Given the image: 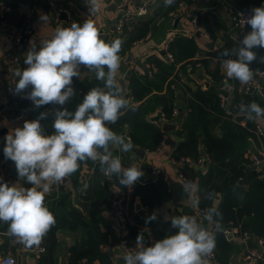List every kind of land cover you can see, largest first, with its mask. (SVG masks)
I'll use <instances>...</instances> for the list:
<instances>
[{
	"label": "crops",
	"instance_id": "1",
	"mask_svg": "<svg viewBox=\"0 0 264 264\" xmlns=\"http://www.w3.org/2000/svg\"><path fill=\"white\" fill-rule=\"evenodd\" d=\"M141 1L131 0V4L135 6ZM7 2L0 3V10L3 11V16L0 17V116L3 114L10 116V109L16 107L15 98L19 95L15 93L14 88L19 77L15 73L18 69L22 71L28 67L24 63V60L30 47L35 44L39 48L41 42L50 39L57 28L69 27L72 24L65 13L57 12L49 4L48 0H7ZM55 2L57 6L63 5L70 8L74 18L80 24H83L86 19L91 20L98 28L101 39L106 43H111L116 39L117 34L120 33L116 27V21L120 17L121 0H101L98 12L89 11L90 0H55ZM34 5L37 6L34 8ZM262 6H264V0H198L197 2L174 0L170 6L166 7L164 0H155L146 15L130 18L127 21L125 40H128L132 34L140 30H147L144 36L133 41L132 47L126 49L122 55L119 54L120 68L116 79L125 98L130 101V106L138 107L140 104H154L155 100L152 94H165L169 83L173 80L172 87L175 89L174 105L178 109V116H175L173 120L166 119L163 116L161 104L152 113L146 115L141 113V116L162 130L161 120L175 122L179 117H181V121L186 117L192 90H196L200 86L204 89L208 87H222L221 85H225L227 80H229L234 83L235 87L236 83H238L240 96L232 93L228 101V112L236 119L239 118L240 121L238 123H241L243 126L250 122L254 126L258 121L264 122V117L249 120L246 118L245 113L240 112L239 106L242 103L250 104L252 102L246 98V92L242 87L243 84L238 80L229 79L226 76V71L219 62L221 57L216 54V51L222 48L228 49V44L237 47V35L239 34L237 30L236 32H232L234 26L231 8L253 9ZM196 12L200 14V22L197 26L193 23V15ZM32 21L36 22V27L24 48L19 52L21 64L14 68L10 62L11 55L14 53V39L17 35H21ZM240 37L241 39L243 38L242 36ZM179 38L181 39L178 40ZM125 40L123 39L121 49L126 48ZM191 42L196 46L194 55H191L193 49ZM173 44L179 60L174 63L172 72L166 77L164 76L163 82L159 81L149 84L152 91L145 95L144 99H136L132 94L131 76L136 74L137 79L144 81L148 76L151 77L152 73L159 71L160 67L157 66V70L155 60L161 61L162 58L164 59L170 45L172 46ZM254 51H257L258 57L264 56V49H254ZM230 58L235 59V57ZM199 63L201 64L199 65ZM152 67L154 68L152 69ZM80 71V77L73 80L76 94L71 101L75 106L74 111L77 105L81 103V91L89 81L100 82V88L104 87L103 82L96 79L93 71L84 66H81ZM221 75L224 80H222L223 84H221L222 82L219 83L216 79V76ZM259 80L264 81V75L260 76ZM259 96L262 97L261 95ZM25 113L27 115L20 120L13 119L14 117L10 116L12 120L0 128V131L4 128L7 129V132H4V134L0 133V142L15 128L23 127L24 122L30 116V112L26 109ZM37 118L38 116L35 119ZM124 126L122 129L117 122L108 125L114 132L124 136L126 140H131V137L128 135L127 124ZM177 128L168 132L164 131L167 141L156 149L150 150L139 144L132 143L133 147L144 149L145 153L143 154L134 150L129 152L113 151V156L120 157L123 167L127 168L135 165L141 168L144 173L141 179L148 183H143L142 185L135 183L129 188L120 185L119 180L115 177L106 176L101 169L97 172L94 168L95 162L87 160L82 165L80 163L82 167L80 198L89 201L88 209L84 212L75 203V191L80 184L74 185L72 178L68 176L62 182L52 185L50 192L45 194L46 198L48 195L58 193L56 198L48 199L53 208L54 216L60 214L70 217L72 210L75 208L82 212L83 218L87 223L99 225L103 230H108V243L105 248L111 254L112 264H125L123 259L125 255L123 237L129 232L130 226L140 228L143 233L146 232L148 234L149 241L147 246L159 240V235L161 234L160 226L153 219V215H158L162 220H165L166 216H195L198 222L206 229L215 232L214 225L209 224L204 219V214L194 207V202L198 197L197 182L192 181L197 186V189L193 187L190 189V192H184L183 186L190 181L193 169H198L197 173L199 174L206 169V166L197 164L195 161L183 164L176 161V157H174L175 147L182 140L175 132ZM214 129L216 133L221 134L219 126H215ZM199 135L201 136V133ZM201 141H203V137H201ZM250 150L264 154L263 145L259 147L253 144ZM151 164L161 166L162 174L167 183L163 185L158 184L156 180L158 175L152 174L150 170ZM185 165H190L189 167L186 166L187 177L182 175V168ZM0 178H2L3 182H8L10 185L16 184L17 186L28 187L27 183L16 174L14 162L5 157L0 161ZM100 181L102 183L108 182L116 195L114 199L111 198L105 202H98V193L101 190ZM149 182L156 183L148 185ZM243 182L247 183L248 181ZM90 183L92 190L90 191L89 198H86L85 195H88ZM29 187H32V185ZM165 187H167L170 196L162 199L160 203H155L151 208L148 207L141 192L145 194L148 200L158 201L160 190L165 191ZM62 188L64 192L70 190L71 193L64 204H59ZM124 194L127 195L126 213L131 222L130 226L123 231L115 211V199L122 195L124 196ZM220 196L218 193L214 197L213 202L215 204L220 202ZM185 208L188 210H185ZM141 213L148 223L139 224L134 220V216ZM151 221H153L152 224L150 223ZM8 228V223L0 222V255L15 256L17 258L16 264H40V257L43 264H70L69 250L71 245L82 241L86 236V228L82 223H79L74 229L68 227L56 228V226H53L38 246L29 247L19 243L17 238L9 235ZM135 233H137V230L134 231ZM215 235L216 252L225 258L226 262L229 264H251L243 258V253L248 245L238 239H234L230 240L232 246L222 251L223 236L218 232ZM41 247L45 249L39 250ZM83 264H100V260H85Z\"/></svg>",
	"mask_w": 264,
	"mask_h": 264
},
{
	"label": "clouds",
	"instance_id": "2",
	"mask_svg": "<svg viewBox=\"0 0 264 264\" xmlns=\"http://www.w3.org/2000/svg\"><path fill=\"white\" fill-rule=\"evenodd\" d=\"M173 2L164 0L166 7ZM100 6L101 0H90L89 11L98 12ZM251 11L244 18L251 30L242 39L237 35V47L225 49L219 61L226 76L242 84L254 79L253 62L264 63V56L258 57L254 51L264 49V6ZM122 44V39L106 43L91 20L86 19L83 24L73 22L69 27L57 28L39 48L33 44L24 60L28 67L16 71L19 77L14 88L16 94L31 87L26 98L36 108L60 106L52 113V134H47L40 122L49 112H41L37 119L26 120L23 127L15 128L5 137L4 157L14 162L18 177L32 185L27 188L10 185L0 178V222L9 224V235L19 243L38 246L55 226L56 218L44 203L45 194L52 185L75 173L81 162H98L106 176H116L120 185L129 188L144 175L141 168L135 165L125 168L120 157L113 156V151H132L133 144L108 127L130 108V101L116 79ZM81 66L93 71L104 87L91 88L73 112L64 105L76 94L73 78L80 77ZM239 110L249 120L264 117V108L256 102L242 103ZM193 187L197 189L188 181L183 186L184 192ZM206 198L212 199L213 193ZM204 219L214 224L215 232L206 229L195 216H166L171 228L177 230L175 234L150 246H143V234L138 235L139 247L123 256L125 264H207L205 258L216 245L215 233L222 230V213L212 207L204 213Z\"/></svg>",
	"mask_w": 264,
	"mask_h": 264
},
{
	"label": "trees",
	"instance_id": "3",
	"mask_svg": "<svg viewBox=\"0 0 264 264\" xmlns=\"http://www.w3.org/2000/svg\"><path fill=\"white\" fill-rule=\"evenodd\" d=\"M127 24L128 23L126 22L124 25V30L117 34L116 39H126L125 32L127 30ZM146 32L147 30H140L135 34H132L128 40H125L126 48L121 49L119 54L122 55L125 53L126 49L132 47L133 41L144 36ZM180 39L181 38L178 40ZM191 43L193 45L191 55H194L196 46L193 44V42ZM174 48V44L172 46L170 45L169 50L173 53L174 60H171L167 56L164 57V59L162 58L161 61L155 60L156 67H160V70L152 73L151 77L147 75L149 79L146 78L144 81H140L137 79L136 74L131 76L132 94L136 99L142 100L145 95L152 91V88L149 84H154L159 81L163 82L164 76L166 77L172 72L174 63L179 60ZM227 48H230L231 50L235 48V46L228 44ZM224 50L225 49L222 48L219 51H216V54L221 57V54ZM153 68L154 67H152V69ZM251 68L264 70V64L259 63L258 61L253 62ZM74 79L75 77L73 80ZM216 79L219 83H223L222 75L216 76ZM172 82L169 83V87L167 88L165 94H152L155 100L154 104H140L138 107L130 106V108L125 111V114L122 115L117 121V124L120 125L122 129L125 127L124 125L127 124L128 135L131 137V142L133 144H139L150 150L156 149L161 143L163 137L166 136L163 130L156 127L154 124H151L145 119V117L141 116V113H143V115L152 113L155 111L157 106L161 104L163 116L166 119L173 120L175 118L173 111L176 106L174 105L175 89L172 87ZM261 82L264 87V81ZM100 86V82L96 83L95 81H89L81 91V99L83 100L84 95L91 88ZM221 89L222 88L220 86H217L216 88L208 87L206 89L200 86V88L191 91L190 95L192 96L189 98V108L187 115L179 123V127L175 131L176 134L182 138V140L175 147L174 157L179 159L181 156H188L192 159H197L203 153H207L210 156V161L207 162L205 170L198 174V169H193L190 181L197 182V201L199 206L204 209L215 207L220 213H222V230L218 233L223 236L224 240L222 251H225L227 247L232 246V243L224 233V228L230 224L238 226L241 232L244 230H249L251 226L252 234L256 237H262L264 239V167L257 168L253 165L251 166V159L246 155L253 144L259 147L262 145L264 146V136L259 138L255 134L253 131L255 126L252 122L245 126L241 125V123H238L240 121L239 118L236 119L228 112L227 108L221 106L219 96ZM30 91L31 87L26 90V92ZM26 92L21 93L15 98L16 107L10 109V116L12 115L11 117H15L26 109L30 112L28 121H31L39 116L41 112H49L47 118L41 120L40 122L42 123L45 132L47 134H52L54 132V129L52 128L54 116L52 113L60 106L49 104L36 108L33 105V102L26 98ZM232 93L236 94V96H240L238 83H236V87ZM246 98L251 102H256L262 108H264V95L260 97L258 93H246ZM64 107L74 112L75 106L72 101L66 103ZM132 108L135 110L133 111ZM215 126H219L221 134L215 132ZM199 133H201V136ZM201 137H203V141H201ZM4 147V144H2L0 147V161L4 158ZM82 163L83 162H81V165ZM243 165H246V167H243ZM186 166L189 167L190 165H185L182 168V175L185 177H187ZM94 168L97 172L100 171L98 162H95ZM81 173L82 167L80 166L75 173L69 176L72 178L74 185H79L82 183ZM112 177L118 179L114 175ZM247 177L248 182L244 183L243 181ZM156 180L160 185L167 183L162 174V170L158 174ZM143 183L148 182L141 178L136 182L137 185H142ZM155 183L156 182H149L148 185H154ZM27 186L29 187L31 185L27 184ZM100 186L101 190L98 193V202H105L116 197L108 182L102 183L100 181ZM91 190L92 186L90 183L88 187V195H85L86 198H89ZM70 193V190L64 192L62 188L58 203L64 204L70 196ZM208 193H213L212 199L206 198ZM218 193L221 195L220 202L215 204L213 200L214 197L218 195ZM141 194L145 203L150 208L155 203H160L162 202V199L170 196L167 187H165V191L160 190L158 201H150L146 198L143 192H141ZM57 195L58 193L48 195L44 201L52 213L53 208L51 207V203H49L50 201L48 199H54ZM124 197V203L126 205L127 195L124 194ZM185 210L188 209L185 208ZM153 216H155L154 219L160 226L161 234H157L159 235V240L165 238L168 235L175 234L177 230L171 228L170 221L162 220L158 217V215ZM83 217L84 215L82 212L75 208L72 210L70 217L60 214L55 216L56 228L68 227L70 229H74L79 223H82L86 228V236L83 238V240L72 244L70 247V264H83L85 260L93 261L96 259L100 260V264H112L111 254L105 248L108 243V230H103L99 225H91L87 223ZM134 220L139 224L148 223V221L142 217V213L135 215ZM125 221L126 227L128 228L131 221L127 216ZM152 222L153 221L150 223L152 224ZM135 230H137V233L134 234ZM140 234H143V241H145L143 246H147L149 241L148 234L146 232L143 233L140 228L133 226H130L129 232L124 235V244H137L136 239ZM216 248L217 246L214 248L217 251ZM217 255L221 262H226L225 258L221 257L218 253ZM40 264H43L41 257ZM257 264H264V259L260 260Z\"/></svg>",
	"mask_w": 264,
	"mask_h": 264
},
{
	"label": "built area",
	"instance_id": "4",
	"mask_svg": "<svg viewBox=\"0 0 264 264\" xmlns=\"http://www.w3.org/2000/svg\"><path fill=\"white\" fill-rule=\"evenodd\" d=\"M155 0H142L138 5H132L131 0H121V5H120V17L116 21V27L119 31L124 30V25L125 23L132 18L133 16H141V15H146L149 10L151 4ZM192 2H197L198 0H191ZM49 4L55 8L57 12H64L67 18L73 23H80L78 20H76L73 16V12L70 8L66 6H57V3L55 0H48ZM25 4V3H24ZM37 5H34V8ZM252 8L251 9H241V8H231V15H232V22L233 26L238 30V34L240 36H244L248 31L251 30L250 25H247L244 21V18L250 16L252 14ZM3 16V11L0 10V17ZM200 22V14L195 13L193 15V23L197 26ZM35 21H32L30 25H28L23 33L21 35H17L14 39V53H12L10 62L11 65L16 68L21 64V58L19 55L20 50H22L29 40L31 34L34 31L35 26ZM166 56L170 58L171 60H174V55L173 53L169 50L166 52ZM201 63H199L200 65ZM254 74H258V76L264 75V70L261 69H254L252 68ZM224 81V80H223ZM17 82V81H16ZM223 84V83H222ZM222 89L219 92L220 96V104L221 106L228 108V100L231 96L232 91L235 88V85L233 82L227 80L225 85H221ZM243 90L246 93H258L259 95L263 96L264 95V87L262 82L258 79H253L250 83L248 84H243ZM21 94V93H20ZM18 94V95H20ZM174 116H178V109L175 108L173 111ZM27 113L25 111H22L18 115H16L13 119H22ZM12 120V118L8 114H3L0 116V128H2L5 124L9 123ZM253 131L255 134L261 138L264 136V122L263 121H258L255 124V127L253 128ZM167 141V137L164 136L161 143L159 146L164 144ZM6 141L5 138L1 140L0 142V147L2 144L5 145ZM248 158L251 159V166H255L257 168H261L264 166V159H260L256 151H248L247 153ZM177 162L180 163H185V162H193L195 163L206 166L207 162L210 161V156L207 153H203L197 160H194L188 156H181L179 159H176ZM162 168L158 164H151V172L155 176H157L161 172ZM124 196L117 197L115 199L116 202V214L117 217L120 221L122 230H126V205L124 203ZM46 205V204H45ZM47 206V205H46ZM194 207L201 213H205L207 209L201 208L199 204L197 203V199L194 202ZM214 225V224H213ZM224 233L226 237L229 240H234L238 239L242 242H244L247 245V240L248 238H252L255 242L254 247H248L246 246V249L243 253V258L246 261H249L251 264H257L260 260L264 259V239L262 237H256L252 234L250 230H244L243 232L240 231L238 226L235 225H229L224 228ZM124 252L125 254L128 252H133L138 249V245H127L124 244ZM44 247H41L39 250H44ZM207 260V264H229L228 262H221L218 258L217 252L214 249L213 252L205 258ZM17 263V258L13 255H0V264H16Z\"/></svg>",
	"mask_w": 264,
	"mask_h": 264
},
{
	"label": "water",
	"instance_id": "5",
	"mask_svg": "<svg viewBox=\"0 0 264 264\" xmlns=\"http://www.w3.org/2000/svg\"><path fill=\"white\" fill-rule=\"evenodd\" d=\"M1 2L6 3L7 0H0V3ZM236 30L237 29L234 27V30L232 32H236ZM237 33H238V30H237ZM254 78L255 79H258L259 78L258 74H254ZM180 121H181V117L177 118V121H175V122H168V121L166 122L165 120H161L162 130L163 131H166V132L171 131V130H175L178 127V125H179L178 122H180ZM4 132H7V129L4 128V129H2L0 131L1 134H4ZM133 150L134 151H137V152H140L141 154L145 153V150L144 149H141L139 147H133ZM257 154H258V156H259L260 159H264V154H261L259 152H257ZM243 167H246V166L243 165ZM249 171H250V169H249ZM248 177H249V175H248ZM244 181L247 182L248 181V178H245ZM81 187H82V184H80L77 187V189L75 191L74 201H75V203L78 206H80L83 209L84 212H86L87 209H88V206H89V201L82 200L80 198V189H81ZM250 230L252 231V227L250 228ZM247 245H248V247H254L255 246L254 240H252V238H248ZM29 247H35V245L29 246Z\"/></svg>",
	"mask_w": 264,
	"mask_h": 264
}]
</instances>
